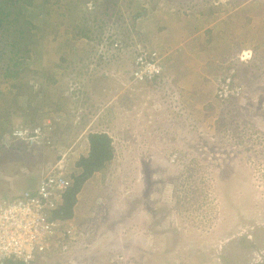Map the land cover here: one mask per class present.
Wrapping results in <instances>:
<instances>
[{"label":"rangeland","instance_id":"1","mask_svg":"<svg viewBox=\"0 0 264 264\" xmlns=\"http://www.w3.org/2000/svg\"><path fill=\"white\" fill-rule=\"evenodd\" d=\"M45 1L15 78L0 57L1 192L66 152L78 171L90 132L114 157L78 195L80 235L37 264H264V0ZM140 48L160 54L159 78L131 77ZM45 122L44 149L4 148Z\"/></svg>","mask_w":264,"mask_h":264},{"label":"built area","instance_id":"2","mask_svg":"<svg viewBox=\"0 0 264 264\" xmlns=\"http://www.w3.org/2000/svg\"><path fill=\"white\" fill-rule=\"evenodd\" d=\"M111 48L122 49L123 40L117 38ZM163 69L158 51L140 48L131 76L136 82H149L159 78ZM12 136L29 146H45L50 139L41 126L16 128ZM5 145L9 147L11 141ZM65 155L68 153L42 169L33 186L0 196V264H37L39 258L65 249L80 235L81 230L72 220L53 216L73 184L63 163Z\"/></svg>","mask_w":264,"mask_h":264},{"label":"trees","instance_id":"3","mask_svg":"<svg viewBox=\"0 0 264 264\" xmlns=\"http://www.w3.org/2000/svg\"><path fill=\"white\" fill-rule=\"evenodd\" d=\"M8 2H10L11 5L4 7L3 5H0V29L5 33V37L0 39V57L5 52H11L7 53V56L9 54V57L5 58L8 60V62L13 64V67L9 65L10 68L8 71H6L5 76L12 79L15 78L18 74V71L22 69V56L28 54L31 50L30 46L24 48L21 45L31 41V38L33 37L31 31L33 28L41 31L43 28H47L45 25H48L49 23V15L46 13L47 11L45 12V0H42L41 3L38 1L35 2V0H8ZM21 2L23 5L20 4ZM29 7L33 9L29 10ZM40 16H44L42 25L40 26L41 29L35 24ZM78 31L80 32L81 36L85 38L90 37V35H88V32L90 31L89 28L87 29L84 27V29H82L81 27L80 30L78 28ZM46 32L49 31L47 30ZM208 41H211V38H209ZM61 46H59V49ZM4 47L7 48L4 49ZM20 49L21 53L23 54L20 53ZM2 58H4V55ZM6 64L7 69L8 63ZM6 69L4 67L3 70ZM53 81L56 80L53 79ZM12 84L15 85L17 83L12 81ZM52 136H56V130L52 132ZM87 136L89 141L88 154L81 155L76 162V166L79 169L78 171L71 174V177L73 178V184L68 187L67 191L65 192L63 203L59 209L53 213L54 217L72 219L74 217L75 207L79 200L78 195L82 191L85 183L93 176L95 172L102 171L114 157V146L112 143L113 140L108 132L95 131L88 133ZM58 158L60 157H57L56 159ZM35 178L36 177H34L33 174H30L29 185L26 188L33 186L35 183ZM10 183H13V181ZM10 183H7L6 180H2L0 177V192L2 188L5 189L6 187L10 186ZM3 195L8 194L1 192L0 196ZM8 264L14 263L10 262Z\"/></svg>","mask_w":264,"mask_h":264},{"label":"clouds","instance_id":"4","mask_svg":"<svg viewBox=\"0 0 264 264\" xmlns=\"http://www.w3.org/2000/svg\"><path fill=\"white\" fill-rule=\"evenodd\" d=\"M118 37H113L112 38V42H110V46L112 47V45H113V43H114V41L117 39ZM132 77V76H131ZM41 124V123H40ZM37 126H41V127H43V129H44V131H47L49 134H50V136L52 135V130H53V128H54V126H50V125H47V123L45 122V123H43L42 125H37ZM37 126H35V127H37ZM19 128H22V127H19L18 126V128L17 129H19ZM26 129H30V128H26ZM4 141H11V145L9 146V147H6V145H5V142ZM19 141H21V140H17V139H15L13 136H12V132H10L9 133V136L7 137V136H5V137H3V144H4V148H10V147H12L14 144L15 145H17V143H20L18 146H20V145H25V146H27L29 149H32V150H40V149H44L45 148V146H29V145H27L25 142H23V141H21V142H19ZM59 159V158H58ZM58 159H56L55 161H57ZM68 220H72L73 221V218L72 219H68Z\"/></svg>","mask_w":264,"mask_h":264}]
</instances>
